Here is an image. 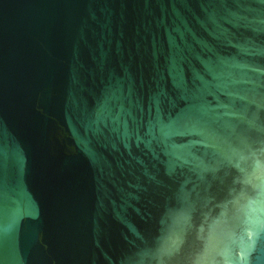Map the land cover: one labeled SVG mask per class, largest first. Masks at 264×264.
Listing matches in <instances>:
<instances>
[{"label": "water", "instance_id": "water-1", "mask_svg": "<svg viewBox=\"0 0 264 264\" xmlns=\"http://www.w3.org/2000/svg\"><path fill=\"white\" fill-rule=\"evenodd\" d=\"M0 264H264V0H0Z\"/></svg>", "mask_w": 264, "mask_h": 264}]
</instances>
